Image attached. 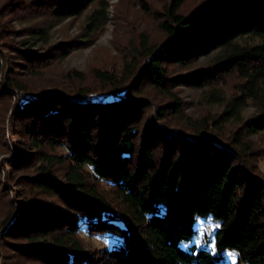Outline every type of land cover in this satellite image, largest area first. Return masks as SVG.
<instances>
[{"label": "trees", "instance_id": "obj_1", "mask_svg": "<svg viewBox=\"0 0 264 264\" xmlns=\"http://www.w3.org/2000/svg\"><path fill=\"white\" fill-rule=\"evenodd\" d=\"M95 1L103 6L88 15L87 27L97 30L105 21L103 0H10L9 5L67 15ZM181 4L172 0L165 7L160 26L166 35L147 49L138 77L164 86L166 63L182 64L221 48L215 68L242 78L222 116L238 115L249 99L264 104V0H208L187 14L178 12ZM244 38L251 41L241 43ZM94 75L114 81L108 72L95 70ZM3 88L0 94H14L18 83L6 79ZM126 88L101 96L81 92L70 97L50 90L21 97L15 112L41 159L50 167H66V184L49 167H41L32 184L44 192L54 189L66 208L20 201L11 220L1 222L0 243L24 239L14 244L16 249L42 264H264V179L248 172L234 149L210 133L182 136L151 123L140 134L142 102L130 98ZM245 126L264 132V111ZM56 146L66 152L43 151ZM85 167L92 179L114 187L119 205L88 182ZM199 217L218 224L214 250L183 247L196 235ZM80 230L117 240L91 251L81 244ZM227 249L237 254L235 263L226 261Z\"/></svg>", "mask_w": 264, "mask_h": 264}, {"label": "rangeland", "instance_id": "obj_2", "mask_svg": "<svg viewBox=\"0 0 264 264\" xmlns=\"http://www.w3.org/2000/svg\"><path fill=\"white\" fill-rule=\"evenodd\" d=\"M9 1L0 0V91L6 79L16 81L18 88L14 94H0V234L4 228L1 222L8 217L9 222L19 202L25 199L66 208L54 189L44 192L32 184L31 178L41 172V167H49L64 185L66 167L47 166L14 108L21 97L45 91L58 90L70 97L81 92L101 96L116 87H127V95L142 102L137 120L140 134L151 123L163 132L175 131L182 136L210 133L234 149L238 163L248 172L264 179V132H251L245 126L248 119L264 111V104L249 99L238 115L228 119L222 116L230 99L239 93L242 78L235 72L221 73L215 68L221 48L190 56L182 64L166 63L164 86L138 77L148 58L147 49L158 45L166 35L160 23L172 0H103L105 21L97 30L87 27L88 15L103 6L97 1L82 12L67 15L46 11L45 7L34 12L13 9ZM181 1L178 12L187 14L208 0ZM244 41L251 38L241 43ZM95 70L113 74V83L99 81ZM196 77L204 84L194 82ZM43 151L58 155L66 152L62 146L45 147ZM84 169L88 182L96 185L113 205H119L114 187L95 181L90 176L91 169ZM217 227L210 217L197 218L196 235L183 247L194 244L214 250L213 231ZM78 238L91 251L110 247L117 240L84 230L78 232ZM6 241L0 243V264H42L16 249L14 244L25 243L24 239ZM224 256L227 262L237 261L232 250H225Z\"/></svg>", "mask_w": 264, "mask_h": 264}]
</instances>
